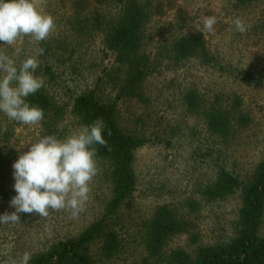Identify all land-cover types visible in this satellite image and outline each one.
<instances>
[{
	"label": "rangeland",
	"instance_id": "obj_1",
	"mask_svg": "<svg viewBox=\"0 0 264 264\" xmlns=\"http://www.w3.org/2000/svg\"><path fill=\"white\" fill-rule=\"evenodd\" d=\"M120 1L46 0L44 11L55 18L56 28L36 44L23 37L16 44H0L17 65L37 56L35 74L44 79L41 90L61 107V115L48 131L36 125L14 124L0 112V154L9 159L0 198V215L12 213L13 164L43 135L64 138L81 127L70 112L72 97L93 92L101 103L114 105L115 118L127 134L143 144L133 151L131 170L135 185L126 202L108 220L119 242L110 258L99 255L98 244L89 248L94 264H136L142 257L144 224L159 206H167L185 223L186 230L171 237L164 252L181 249L192 256L198 246L225 243L234 233L239 190L205 201L199 192L210 185L219 169L245 182L264 159V0H133L145 14L139 54L148 71L134 95L119 91L125 67L104 47V37L118 16ZM216 17L214 32L203 28L205 17ZM250 28L236 30L235 18ZM198 35L212 65L196 57L178 58L171 49L174 39ZM21 47L19 56L15 49ZM247 71L249 79L239 72ZM2 75V74H0ZM193 100L196 107L187 108ZM227 118L224 131L206 126L208 109ZM244 116V122H239ZM99 172L83 211L73 217L68 210H49L47 217L19 213L20 223H0V264L24 252L32 257L59 240L72 238L98 219L111 195L107 165L98 160ZM10 198V199H7ZM264 237V213L258 229Z\"/></svg>",
	"mask_w": 264,
	"mask_h": 264
},
{
	"label": "trees",
	"instance_id": "obj_2",
	"mask_svg": "<svg viewBox=\"0 0 264 264\" xmlns=\"http://www.w3.org/2000/svg\"><path fill=\"white\" fill-rule=\"evenodd\" d=\"M250 1L252 0H237L238 3ZM144 13L143 8L135 1H120L117 19L105 33L103 42L105 49L112 52L116 61L125 67V77L119 91L129 96L134 95L139 82L148 71L146 57L139 54ZM171 49L178 58L196 57L201 64L213 63L198 35L174 39ZM238 75L241 79L251 77L247 71H241ZM26 99L30 106L43 109L44 119L41 124L45 131L51 129L61 115V107L55 106L41 89ZM195 107L193 100L187 102L188 109L193 110ZM70 112L80 127L91 124L98 117H102L106 123L103 135L107 146L95 147L97 159L107 165L106 178L111 185V195L98 219L76 236L59 240L36 254L29 264H94L89 256L91 245L97 243L99 255L104 258H110L119 249L117 235L109 228L108 220L134 190L135 180L131 170L133 151L143 144V140L125 133L116 122L114 105L101 103L91 91L72 97ZM205 119L208 130L214 133H221L228 124L226 116L212 108L206 112ZM244 120V116H239V122ZM108 129L111 130V136L107 135ZM8 169L9 159L0 154V198L7 195L2 186ZM237 189L239 207L234 233L225 243L198 246L192 256L181 249L164 252L167 241L184 232L186 227L167 206L162 205L142 224L140 242L143 254L136 264H264V237L258 235L264 213V159L255 166L245 182H240L227 171L219 169L215 180L200 190L199 194L202 199L211 202Z\"/></svg>",
	"mask_w": 264,
	"mask_h": 264
},
{
	"label": "clouds",
	"instance_id": "obj_3",
	"mask_svg": "<svg viewBox=\"0 0 264 264\" xmlns=\"http://www.w3.org/2000/svg\"><path fill=\"white\" fill-rule=\"evenodd\" d=\"M46 0H0V44L12 46L23 37L39 44L56 28L55 18L44 11ZM216 17H205L203 28L197 31L214 32ZM240 33L249 30L242 18H235ZM23 51L15 49L17 56ZM43 48L37 49V56ZM37 56H28L19 65L0 50V112L10 120L24 125H36L44 119L38 106H30L27 97L44 86V79L35 74L39 67ZM106 123L98 117L91 124L60 138L43 135L13 164V185L17 193L10 201L12 213L0 215V223H20L19 213H37L47 217L49 210H68L73 217L83 211L89 200L91 184L98 175L97 149L107 146L104 138ZM111 136V130H107ZM32 255L24 252L19 258L10 257L6 264H29Z\"/></svg>",
	"mask_w": 264,
	"mask_h": 264
}]
</instances>
